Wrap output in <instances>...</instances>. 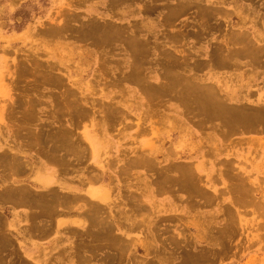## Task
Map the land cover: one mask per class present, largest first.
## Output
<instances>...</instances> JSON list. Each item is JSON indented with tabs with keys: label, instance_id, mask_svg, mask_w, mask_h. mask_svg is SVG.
Listing matches in <instances>:
<instances>
[{
	"label": "crops",
	"instance_id": "1",
	"mask_svg": "<svg viewBox=\"0 0 264 264\" xmlns=\"http://www.w3.org/2000/svg\"><path fill=\"white\" fill-rule=\"evenodd\" d=\"M246 4L264 21V0ZM236 31L258 50L192 65L166 59L174 48L161 44L142 76L120 47L124 91L91 95L103 117L72 122L55 147L36 136L45 128L42 94L28 96L37 105L9 111L0 87V264H106L115 246L125 264L128 254L134 264H181L180 249L209 251L215 262L241 230L264 224V201L239 199L264 197V189L239 187L264 186V124L226 132L202 122L204 113L191 120L173 92L154 97L146 87L193 83L226 102L264 105V28Z\"/></svg>",
	"mask_w": 264,
	"mask_h": 264
},
{
	"label": "rangeland",
	"instance_id": "2",
	"mask_svg": "<svg viewBox=\"0 0 264 264\" xmlns=\"http://www.w3.org/2000/svg\"><path fill=\"white\" fill-rule=\"evenodd\" d=\"M253 12L246 0H0L3 106L9 111L10 105L27 110L39 103L28 96L41 93L45 128L36 136L50 147L58 146L72 122L87 126L103 117V104L90 99L91 95L124 91L120 47L127 50L140 76L148 57L159 56L161 44L174 48L170 50L174 55L165 54L166 59H183L192 65L198 61L221 62L237 49L258 50L236 33L240 28H264L263 20H253ZM250 16L252 20H248ZM180 86L146 87L154 97L173 92L192 115L191 120L194 113H204L202 122L222 124L226 132L264 124V105L226 102L221 99L224 94L214 87L193 83L181 86L183 89ZM150 101L146 103L154 108L161 104ZM30 129L34 130L32 126ZM239 187L244 193L251 188L264 189L259 182L246 180H240ZM239 199L253 205L264 201L261 196ZM259 223L248 228L246 235L241 230L239 244L225 246L219 260L212 261L209 251L184 255L180 249V263L264 264V224ZM145 255L140 250L137 257L146 259ZM106 256V264H125L117 246ZM231 257L237 259L230 262ZM130 258L134 255L128 254L126 264H134Z\"/></svg>",
	"mask_w": 264,
	"mask_h": 264
},
{
	"label": "bare ground",
	"instance_id": "3",
	"mask_svg": "<svg viewBox=\"0 0 264 264\" xmlns=\"http://www.w3.org/2000/svg\"><path fill=\"white\" fill-rule=\"evenodd\" d=\"M106 32H107V31H106ZM96 33H97V32H96ZM108 33H109V32H108ZM145 50H146V49H145ZM223 63H225V62H223ZM221 64H222V63H221ZM180 81H181V80H180ZM55 82H56V81H55ZM186 84H187V83H186ZM186 84H184V85H186ZM188 85H189V84H188ZM179 86H180V84H179ZM181 86L183 87V85H181ZM181 86H180V87H181ZM182 87H181V89H183ZM185 87H186V86H185ZM185 87H184V88H185ZM189 91H190V90H189ZM202 92H203V91H202ZM195 95H196V94H195ZM200 95H201V93H200ZM205 95H206V94H205ZM181 96H182V94H181ZM201 96H202V95H201ZM203 97H204V96H203ZM201 98H202V97H201ZM204 99H205V97H204ZM206 99H207V98H206ZM198 100H199V99H198ZM202 104H204V103H202ZM211 105H212V104H211ZM197 109H198V108H197ZM197 109H196V110H197ZM203 109H204V108H203ZM196 112H197V111H196ZM229 112H230V111H229ZM199 113H200V112H199ZM194 114H195V113H194ZM229 114H230V113H229ZM220 115H221V114H220ZM241 115H242V114H241ZM209 116H210V115H209ZM245 116H246V115H245ZM210 117H211V116H210ZM219 117H221V116H219ZM222 117L224 118V116H222ZM222 117H221V118H222ZM233 117H234V116H233ZM235 117H236V116H235ZM237 117H238V116H237ZM239 117H240V116H239ZM223 118H222V119H223ZM228 118H229V117H228ZM240 118H241V117H240ZM249 118H251V117H249ZM250 120H252V119H250ZM236 122H237V121H236ZM13 169H14V168H13ZM15 169H16V168H15ZM188 170H189V169H188ZM177 180H178V178H177ZM179 180H180V182H181L182 179L179 178ZM174 181H175V179H174ZM182 181H183V180H182ZM187 182H188V181H187ZM182 183H183V182H182ZM179 185H180V184H179ZM186 187H187V186H186ZM195 188H196V187H195ZM180 190H182V189H180ZM192 190H193V189H192ZM183 192H185V191H183ZM192 193H193V192H192ZM192 193H191V194H192ZM104 233H105V232H104ZM117 244H118V243H117ZM118 247H119V246H118ZM120 249H121V248H120Z\"/></svg>",
	"mask_w": 264,
	"mask_h": 264
}]
</instances>
